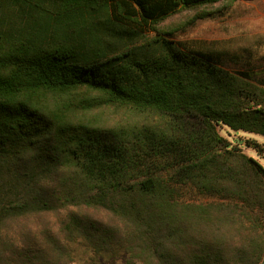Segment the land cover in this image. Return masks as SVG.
Masks as SVG:
<instances>
[{
	"label": "trees",
	"instance_id": "16d2710c",
	"mask_svg": "<svg viewBox=\"0 0 264 264\" xmlns=\"http://www.w3.org/2000/svg\"><path fill=\"white\" fill-rule=\"evenodd\" d=\"M217 1L0 0V264H257L264 81L159 27Z\"/></svg>",
	"mask_w": 264,
	"mask_h": 264
},
{
	"label": "rangeland",
	"instance_id": "374dc122",
	"mask_svg": "<svg viewBox=\"0 0 264 264\" xmlns=\"http://www.w3.org/2000/svg\"><path fill=\"white\" fill-rule=\"evenodd\" d=\"M199 13L207 14L194 20ZM159 27L161 31L171 32L166 37L204 50L222 51L226 68L264 80V0H220L196 8H181L167 16ZM89 116L114 124L124 117L122 110L115 108L95 109ZM218 130L264 167V136L233 131L226 126H218ZM254 142L258 151L253 147ZM54 227L57 229L58 224ZM42 246L47 248L44 242Z\"/></svg>",
	"mask_w": 264,
	"mask_h": 264
},
{
	"label": "built area",
	"instance_id": "2783aa9c",
	"mask_svg": "<svg viewBox=\"0 0 264 264\" xmlns=\"http://www.w3.org/2000/svg\"><path fill=\"white\" fill-rule=\"evenodd\" d=\"M257 264H264V253L261 255V257L259 258Z\"/></svg>",
	"mask_w": 264,
	"mask_h": 264
},
{
	"label": "crops",
	"instance_id": "0c3cea01",
	"mask_svg": "<svg viewBox=\"0 0 264 264\" xmlns=\"http://www.w3.org/2000/svg\"><path fill=\"white\" fill-rule=\"evenodd\" d=\"M217 50V49H216ZM218 51V50H217ZM222 52V51H221ZM222 54H223V56H225V54L222 52ZM231 57V56H230ZM254 77H256V76H254ZM258 80L260 79V78H258V77H256ZM260 80H262V79H260ZM262 81H264V80H262Z\"/></svg>",
	"mask_w": 264,
	"mask_h": 264
}]
</instances>
